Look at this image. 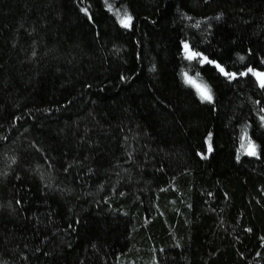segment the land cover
Here are the masks:
<instances>
[{"label":"trees","instance_id":"trees-1","mask_svg":"<svg viewBox=\"0 0 264 264\" xmlns=\"http://www.w3.org/2000/svg\"><path fill=\"white\" fill-rule=\"evenodd\" d=\"M262 62L264 0H0V264H264Z\"/></svg>","mask_w":264,"mask_h":264},{"label":"snow or ice","instance_id":"snow-or-ice-1","mask_svg":"<svg viewBox=\"0 0 264 264\" xmlns=\"http://www.w3.org/2000/svg\"><path fill=\"white\" fill-rule=\"evenodd\" d=\"M82 11H87V9H82ZM219 19V17H216ZM133 16L125 10L123 16L120 18V23L125 28H130L132 26ZM199 27V25H197ZM181 44L183 45V51L185 54L186 59L188 60H196L199 59V62L201 64H210L214 65L215 69L218 70L221 74L226 76L229 80H233L237 77V72L232 71H226L225 67L218 61L210 59L208 56L204 55V53L200 51L194 50L192 47H190L189 43L187 41H181ZM245 58L243 56L240 57V60L243 61ZM264 63V62H262ZM251 74L253 77L256 78V81L258 82L260 88L264 89V71L258 70L256 67L248 66L245 71L239 72L240 76H247L248 74ZM189 82H191L189 78ZM197 91L200 94V97L202 100H207L211 102L212 95L209 90L206 88H201L197 85ZM262 123H264V116L261 117ZM211 138V133H209V139ZM244 141L241 145L242 148H246L247 154L249 156H256L258 155V146L253 140L247 137V134L244 136ZM208 151H212V145L209 143L208 145ZM237 159H239V155L237 156Z\"/></svg>","mask_w":264,"mask_h":264},{"label":"rangeland","instance_id":"rangeland-1","mask_svg":"<svg viewBox=\"0 0 264 264\" xmlns=\"http://www.w3.org/2000/svg\"><path fill=\"white\" fill-rule=\"evenodd\" d=\"M191 82H192L193 86L195 87L196 91H197V85L200 86L201 88H206L208 90V88L204 84L200 83L197 80L191 79ZM197 93H198V91H197ZM199 96H200V94H199Z\"/></svg>","mask_w":264,"mask_h":264},{"label":"water","instance_id":"water-1","mask_svg":"<svg viewBox=\"0 0 264 264\" xmlns=\"http://www.w3.org/2000/svg\"><path fill=\"white\" fill-rule=\"evenodd\" d=\"M254 79H256L255 77H254ZM258 83V82H257ZM259 85V84H258Z\"/></svg>","mask_w":264,"mask_h":264}]
</instances>
